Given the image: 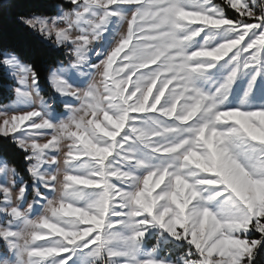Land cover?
Returning <instances> with one entry per match:
<instances>
[{
	"label": "snow or ice",
	"instance_id": "1",
	"mask_svg": "<svg viewBox=\"0 0 264 264\" xmlns=\"http://www.w3.org/2000/svg\"><path fill=\"white\" fill-rule=\"evenodd\" d=\"M0 91V264H264V0H0Z\"/></svg>",
	"mask_w": 264,
	"mask_h": 264
},
{
	"label": "trees",
	"instance_id": "2",
	"mask_svg": "<svg viewBox=\"0 0 264 264\" xmlns=\"http://www.w3.org/2000/svg\"><path fill=\"white\" fill-rule=\"evenodd\" d=\"M12 12L6 11L3 18V34L6 42H12L15 39V29L12 24ZM0 99H2V91H0Z\"/></svg>",
	"mask_w": 264,
	"mask_h": 264
}]
</instances>
